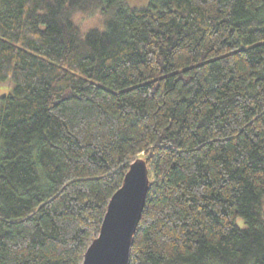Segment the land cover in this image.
I'll use <instances>...</instances> for the list:
<instances>
[{
    "label": "trees",
    "instance_id": "trees-1",
    "mask_svg": "<svg viewBox=\"0 0 264 264\" xmlns=\"http://www.w3.org/2000/svg\"><path fill=\"white\" fill-rule=\"evenodd\" d=\"M0 85V264H83L139 158L130 264H264V0H0Z\"/></svg>",
    "mask_w": 264,
    "mask_h": 264
},
{
    "label": "water",
    "instance_id": "water-1",
    "mask_svg": "<svg viewBox=\"0 0 264 264\" xmlns=\"http://www.w3.org/2000/svg\"><path fill=\"white\" fill-rule=\"evenodd\" d=\"M149 187V168L139 158L130 166L122 187L112 196L100 234L86 251L83 264H130Z\"/></svg>",
    "mask_w": 264,
    "mask_h": 264
},
{
    "label": "rangeland",
    "instance_id": "rangeland-1",
    "mask_svg": "<svg viewBox=\"0 0 264 264\" xmlns=\"http://www.w3.org/2000/svg\"><path fill=\"white\" fill-rule=\"evenodd\" d=\"M127 4L130 6H147L149 4V0H127ZM77 23L85 28H98L101 30H104L106 28L105 21L103 15H101L100 12H93V13H87L83 14L77 17ZM11 91L10 86L8 85H0V104H1V98ZM238 224L240 227H244V220L242 218L239 219Z\"/></svg>",
    "mask_w": 264,
    "mask_h": 264
}]
</instances>
